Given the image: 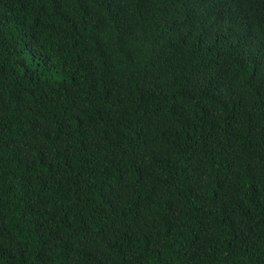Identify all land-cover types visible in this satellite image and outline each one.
Segmentation results:
<instances>
[{"label":"trees","instance_id":"1","mask_svg":"<svg viewBox=\"0 0 264 264\" xmlns=\"http://www.w3.org/2000/svg\"><path fill=\"white\" fill-rule=\"evenodd\" d=\"M0 264H264V0H0Z\"/></svg>","mask_w":264,"mask_h":264}]
</instances>
